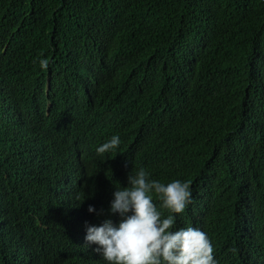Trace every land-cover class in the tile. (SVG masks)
Wrapping results in <instances>:
<instances>
[{"label": "trees", "instance_id": "obj_1", "mask_svg": "<svg viewBox=\"0 0 264 264\" xmlns=\"http://www.w3.org/2000/svg\"><path fill=\"white\" fill-rule=\"evenodd\" d=\"M109 108L117 170L76 140ZM139 167L210 180L181 220L221 264L264 241V0H0V264H106L80 227Z\"/></svg>", "mask_w": 264, "mask_h": 264}, {"label": "clouds", "instance_id": "obj_2", "mask_svg": "<svg viewBox=\"0 0 264 264\" xmlns=\"http://www.w3.org/2000/svg\"><path fill=\"white\" fill-rule=\"evenodd\" d=\"M39 64L46 69L49 60L42 58ZM104 114L109 123L96 121L91 131L78 135L79 153L89 154L93 162L103 169L117 170L119 156L116 154L121 138L119 134L110 133V129H123L125 115L117 108H109ZM137 134H146V130ZM89 141L93 143L91 150ZM119 149L122 151L121 145ZM209 181H201V187L199 181L194 184L188 179L164 183L152 179L148 170L139 167L128 174L127 179L113 186L108 194L105 207H108L110 217L95 224H90L88 217L84 218L79 236H85L86 246L95 245L93 251L106 264H221L220 252L206 227L181 220L191 203V190H203ZM242 181L243 176L240 183ZM154 197L161 204L157 205ZM103 211L93 205L86 208L87 214L95 212L100 215ZM256 215L255 209L252 218ZM114 216L117 217L116 222L112 220ZM26 251L29 256L26 259H30L29 249ZM241 256L236 264H264V241L254 237Z\"/></svg>", "mask_w": 264, "mask_h": 264}]
</instances>
